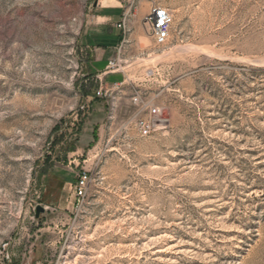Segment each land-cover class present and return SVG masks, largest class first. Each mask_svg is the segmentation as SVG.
<instances>
[{"label": "rangeland", "instance_id": "374dc122", "mask_svg": "<svg viewBox=\"0 0 264 264\" xmlns=\"http://www.w3.org/2000/svg\"><path fill=\"white\" fill-rule=\"evenodd\" d=\"M98 1L0 0V264H264V0H134L170 38L108 104L82 65Z\"/></svg>", "mask_w": 264, "mask_h": 264}, {"label": "crops", "instance_id": "0c3cea01", "mask_svg": "<svg viewBox=\"0 0 264 264\" xmlns=\"http://www.w3.org/2000/svg\"><path fill=\"white\" fill-rule=\"evenodd\" d=\"M151 12L152 9L147 12L142 4L140 5L134 0L128 1L126 7L119 0H99L95 4L91 15L92 24L85 32L86 48L91 54L86 61H83L82 65L86 66L90 74L93 75L92 79L96 88L94 93L86 98L97 100L95 94L100 87L105 88L108 93L109 88L113 87V90L117 92L126 83L132 82V80L122 79L120 76H115V78L113 75L119 71L106 72L109 61L114 58L116 53L122 62L121 66H135L140 63L141 56L154 54L151 48L143 46L144 41L149 39L147 31L149 34L151 33L149 23L147 25L145 22ZM125 17H127L126 30H113L112 27H116ZM112 78L113 80H111ZM104 101L108 104V96Z\"/></svg>", "mask_w": 264, "mask_h": 264}, {"label": "built area", "instance_id": "2783aa9c", "mask_svg": "<svg viewBox=\"0 0 264 264\" xmlns=\"http://www.w3.org/2000/svg\"><path fill=\"white\" fill-rule=\"evenodd\" d=\"M126 21L125 17L119 24L118 28L121 30H126ZM173 18L169 11L161 6H154L152 12L149 16L146 17V23H152V32L151 36L157 45H164L170 38L171 26ZM121 61L118 57L113 58L109 61L106 68V72H118L121 70ZM98 97H107L108 91L100 87L96 92ZM165 123V119L162 118V110L160 107H152L149 109V115L147 117L139 118L136 121L137 127L145 132L150 133L156 130L161 124ZM91 184V175L87 171H81L77 175L76 182L74 184V198L78 203H81L87 196L88 190Z\"/></svg>", "mask_w": 264, "mask_h": 264}, {"label": "water", "instance_id": "95a60500", "mask_svg": "<svg viewBox=\"0 0 264 264\" xmlns=\"http://www.w3.org/2000/svg\"><path fill=\"white\" fill-rule=\"evenodd\" d=\"M45 212V208H43L42 206H37V208H36V218H39L40 217V215L42 214V213H44Z\"/></svg>", "mask_w": 264, "mask_h": 264}, {"label": "bare ground", "instance_id": "6f19581e", "mask_svg": "<svg viewBox=\"0 0 264 264\" xmlns=\"http://www.w3.org/2000/svg\"><path fill=\"white\" fill-rule=\"evenodd\" d=\"M150 30L152 32V23H149Z\"/></svg>", "mask_w": 264, "mask_h": 264}, {"label": "trees", "instance_id": "16d2710c", "mask_svg": "<svg viewBox=\"0 0 264 264\" xmlns=\"http://www.w3.org/2000/svg\"><path fill=\"white\" fill-rule=\"evenodd\" d=\"M97 135H96V131L94 132V138L96 139Z\"/></svg>", "mask_w": 264, "mask_h": 264}]
</instances>
